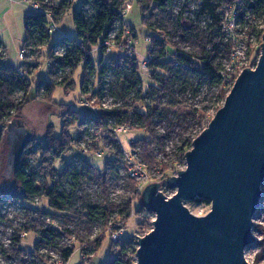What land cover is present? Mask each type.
Wrapping results in <instances>:
<instances>
[{"label":"trees","instance_id":"1","mask_svg":"<svg viewBox=\"0 0 264 264\" xmlns=\"http://www.w3.org/2000/svg\"><path fill=\"white\" fill-rule=\"evenodd\" d=\"M40 6V12L32 13L25 18L26 38L23 44L25 61L22 68L36 70L34 60L43 49H49V79L42 80L37 88V96L53 103V96L62 89L71 93L76 89L75 76L83 69L80 91L82 100L90 98L102 102L107 96L114 100V107L107 112L93 116H80L79 112L57 105L63 119L60 137L54 135V126H49L44 138L39 142V150H34V141H30L23 152L15 160L16 164L9 175L10 186L0 191V205L19 209L24 213L28 224L20 232L40 234L33 251L21 248L22 240L18 235L13 239V254L22 264H47L43 250L56 251L64 263H68L75 252L74 247L64 245L67 237L77 232L70 227H79L80 233L88 236L81 238V254L90 259L96 256L105 237L92 239L89 235L96 227L108 228L112 224L129 221L135 202L141 198L142 192L133 179L128 177V166L125 163L127 152L114 144L117 151L115 158L108 161L101 177L95 179L92 166L84 161L80 167L67 165L65 172L59 175L55 162L62 159L68 150L79 142L73 139L69 129L74 126L86 127L94 131L111 130L127 127L131 132H144L149 139H140L131 143L133 155L147 167L168 170L160 160L165 155L167 137L156 128V121L164 118L162 100L170 96L175 105L176 88L186 92L192 81L197 82L199 89L218 90V99L222 107L233 88L236 77L229 86L228 68L222 58L225 53L232 57L234 39L232 33L225 30L230 23L227 17L229 8L235 5L233 0H135L144 16L143 24L153 36L149 52L150 60L142 69L149 74L159 87L145 88L141 79V66L137 57L122 56L108 58L103 44L118 31L116 41L120 42L125 32L123 10L129 0H81L80 9L73 12L76 33L74 36H62L54 45H50L52 24L58 25L72 9L73 0H30ZM243 9L237 15L241 31L255 36L259 43L257 53L261 54L264 32L255 23L264 16V0H243ZM179 7V8H178ZM179 9V11H178ZM257 24V23H256ZM136 38V36H134ZM194 49L187 51L185 45ZM185 46V47H183ZM100 47L99 62L94 59V51ZM0 42V167L2 164V147L7 136L9 123L21 119L25 103L17 102L20 96H27L33 88L30 80L31 72L25 73L21 68H14L3 60L5 49ZM248 55L251 54V48ZM172 51L171 59H169ZM230 58V56H229ZM107 59V62H106ZM231 62V59H230ZM142 70V71H143ZM98 82V83H97ZM97 85V89H96ZM54 104V103H53ZM56 105V104H55ZM140 105V107H139ZM133 109V111H131ZM221 109L218 108L217 111ZM111 123H114L113 127ZM187 138L177 148V155L185 161V155L192 150L194 140L201 135ZM174 168V163H172ZM125 169L124 183L129 187L128 197L114 201L110 197L111 186L119 173ZM41 181V182H40ZM97 184L100 199L79 194L82 185ZM66 187L67 190L63 188ZM167 189L170 188L167 186ZM264 191V184L262 185ZM39 198L48 202L49 210H37L32 207L33 201ZM83 198L85 201L82 202ZM138 214L152 216L142 205ZM37 218V220H33ZM50 218L61 226V231L47 226ZM254 230L263 235L264 228L254 226ZM118 244V243H116ZM136 241L124 238L119 242V254L106 264H136ZM261 253L256 262L262 258L264 240L258 243ZM118 248V245L115 246ZM29 257L25 261L23 257ZM49 260V259H47ZM29 262V263H28Z\"/></svg>","mask_w":264,"mask_h":264},{"label":"rangeland","instance_id":"2","mask_svg":"<svg viewBox=\"0 0 264 264\" xmlns=\"http://www.w3.org/2000/svg\"><path fill=\"white\" fill-rule=\"evenodd\" d=\"M18 1V0H17ZM24 2L21 0L17 6L13 7L12 3L15 0H0V42L4 45L5 52L8 58L3 60L9 62L10 64L19 67L21 64L20 53L22 45L24 44L26 38L25 32V18L27 15L36 13L34 10V2ZM61 0H56L58 4ZM72 9L64 16L63 20L56 25L55 32L52 34V39L50 45H54L55 42L62 36H74L76 33L74 22H73V12L80 9L81 0H73ZM17 3V2H16ZM131 3L132 10L127 14L125 19V31H128L127 35L122 38L120 42L116 41L115 44L109 48L103 45L106 57L108 58H121L122 56H128L124 54L125 50L131 53L132 57H137L141 66V79L144 82L145 88L149 87H159L156 85L148 73L142 69V63L149 57L151 41L155 36L151 35L147 28L143 24L144 16L141 9L136 1ZM39 6V5H38ZM40 7V6H39ZM179 8V7H178ZM179 11V9H178ZM40 12V10H39ZM257 23V24H256ZM255 23L258 29H264V16ZM238 21L234 22L233 19L230 21L229 25L226 26V31L232 33L234 39V50L232 57L229 53H225L222 58V63L227 66L230 65L235 68L234 71L229 72V86L231 87L233 77H237L245 69H255L259 61L260 55L257 53L259 49L257 39L255 36L249 35L247 31L239 32ZM136 36V38L134 37ZM150 40V42H149ZM114 41V40H113ZM186 46V47H185ZM183 47L187 51H190L193 46L187 44ZM22 47V48H21ZM249 47L251 48V54L248 55ZM110 49V50H108ZM49 49H43L41 54L37 59L34 60L35 65H37L36 70H26L21 66L23 72L30 73V80L32 81L33 88L29 95L20 96L17 98V102L24 104L21 120L25 125V128L32 132V141H34V150H39V142L43 140L46 129L49 126H54V135L57 137L61 136L63 119L61 117L62 113L57 105H65L67 108L79 112L80 116H90L92 113V108L98 113L102 110L111 109L114 107V100L105 96L102 102L95 99L87 98L86 101L82 100L80 91V79L83 77L81 72H78L75 76L76 89L71 93H66L64 90L59 89L53 96V103L45 101L37 96V88L39 86V81L49 80V61H48V51ZM172 51H170L169 59H171ZM101 55L100 47L96 48L94 51V59L99 62V57ZM0 53V57H1ZM230 56V58H229ZM129 57V56H128ZM106 59V61H107ZM231 59V62H230ZM19 69V68H18ZM143 70V71H142ZM235 73H238L236 76ZM82 80V79H81ZM98 83V82H97ZM192 86L186 91H181L180 87L176 88L177 99L175 105H173V99L168 95L164 96L162 100V108L164 118L158 119L156 121L157 130L164 136L167 137L165 144V155H160V160L164 167H168V170L163 171L160 168H154L152 170L147 169V167L138 158L133 157L136 163H142L147 171L148 180L144 183L143 181H135L140 192L154 183L161 185V192L167 197L171 198L175 195L176 191L173 189H167V181L172 177H176L179 172L186 169V162L182 161L177 155V148L182 145L183 141L187 138H193L199 132L204 131L215 117L218 112V108H222V102L218 99V90H208L203 87L199 89L197 82L192 81ZM97 89V85H96ZM232 90V88H231ZM56 104V105H55ZM140 107V105H139ZM133 111V109L131 110ZM112 127L114 123H111ZM115 129L111 130H101L94 131L92 129L79 126H74L69 129V133L79 143L72 146L68 152L62 157V159L55 162V169L59 175L65 172L67 165H73L80 167L81 164L87 162L92 168V173L95 179H98L103 175L106 170V164L108 161H112L117 151L114 148V144L120 145L122 149L127 153H132L131 143L140 139H149V137L144 132L130 130L127 134H116ZM9 141L15 147V151L12 152L9 161V154L11 145L8 139L4 140L2 147V164L0 167V191L7 190L10 186L9 175L15 167V158L17 156V146L18 142L14 135H9ZM35 150V151H36ZM102 150L103 156H96V152ZM129 157L132 154H128ZM172 163H174V168H172ZM129 160H126V167L128 166ZM126 170L123 168L119 171L121 177L123 178ZM115 184L111 186L110 197L116 201L129 195V187L124 183V178L115 179ZM79 194L83 197L89 196L94 200L100 199V189L97 184H91L90 186H85L84 184L78 189ZM85 201L83 198L82 202ZM143 205L142 196L139 198L135 204L131 218L129 221L125 222L124 237L134 239L138 241V238H143L153 230V221L155 220V215L146 216L143 214H138L137 209ZM186 208L191 214L197 217H205L211 212V203L203 200H195L185 203ZM34 209L39 210H49L48 202L42 198L39 202L35 200L32 203ZM24 213L19 209L7 205H0V264H22L18 258L13 254V239L15 235L21 237L20 229L29 223L24 217ZM34 221L37 218L33 219ZM48 227H55L56 222H53L50 218L46 220ZM30 224V223H29ZM117 224V222H116ZM116 224H110L108 228L96 227L90 232V236L96 239L100 236L105 237L103 246L99 250L94 258L90 259L93 264H106L112 261L119 254V243H113L111 240V232L113 231ZM52 225V226H51ZM254 226L264 228V191L262 197V203L260 210L256 217L254 218ZM74 231L77 232L79 237L86 239L88 234L83 231L80 233L79 227H73ZM256 239L259 242L263 241V235L259 234L254 230L253 232ZM83 234V235H82ZM40 235V234H39ZM38 234H29L25 239H21V248L31 252L34 250L36 243L39 238ZM118 245L116 249L115 246ZM66 246L69 243L66 239ZM81 245L75 246V252L69 260L68 264H89L86 260H82V255L80 251ZM136 249L138 245L136 244ZM261 253V248L259 246L250 248L246 250L245 257L249 264H264V251L262 249V258L259 262H255L257 256ZM45 255L46 261L51 260V262H58L57 252H47ZM49 255V256H48ZM49 257V258H48ZM25 261H29V257L22 258ZM49 259V260H47ZM31 262L40 264L35 259H31ZM29 263V262H28Z\"/></svg>","mask_w":264,"mask_h":264},{"label":"water","instance_id":"3","mask_svg":"<svg viewBox=\"0 0 264 264\" xmlns=\"http://www.w3.org/2000/svg\"><path fill=\"white\" fill-rule=\"evenodd\" d=\"M9 161L32 140L21 119L9 123ZM16 162V161H15ZM186 169L168 179L176 191L167 198L154 183L142 192L145 209L155 215L153 230L138 238L136 264H249L246 250L258 246L254 218L264 184V35L255 69L237 77L224 106L185 155ZM211 203L205 217L185 203Z\"/></svg>","mask_w":264,"mask_h":264},{"label":"built area","instance_id":"4","mask_svg":"<svg viewBox=\"0 0 264 264\" xmlns=\"http://www.w3.org/2000/svg\"><path fill=\"white\" fill-rule=\"evenodd\" d=\"M135 0H129V2H134ZM234 2H235V5L233 6V7H231V8H229V10H228V13H227V17L228 18H230L231 20L230 21H232V19H233V21L234 22H236L237 21V15H238V13L243 9V6H244V3H243V0H233ZM28 2H30V0L28 1ZM127 3L126 4V6L124 7V10H123V16L125 17L127 14H129V12L132 10V7H131V3ZM35 5H34V10H35V12L37 13V12H39V10H40V7L38 6V4H36V3H34ZM131 4V5H130ZM55 28H56V25L55 24H52L51 25V27H50V33L51 34H53L54 32H55ZM261 31H263L264 32V29H260ZM128 31H125L124 32V36H126L128 33H127ZM117 33H118V31L117 32H115V33H113L110 37H109V40L108 41H106L103 45H106V46H108L109 48L113 45V43L115 44V41H116V37H117ZM124 36H123V38H124ZM114 40V41H113ZM149 42H150V40H149ZM116 45H119V44H117V41H116ZM108 50H110V49H108ZM124 52H126V53H124V54H127L129 57H132V55H131V53H129L128 52V50H125ZM4 56H5V54H4ZM20 60L24 63V61H25V51H24V49H22V51H21V53H20ZM150 60V58H147V59H145V61H143V63H142V67L143 68H145L146 67V65H147V63H148V61ZM235 70V68H233L232 66H229V68H228V72H232V71H234ZM235 75L237 76L238 75V73H235ZM86 101V99L84 100V102ZM87 102V101H86ZM110 109H105V110H102V112H107V111H109ZM92 113H91V116H93V115H96V114H98V112L96 111V110H94L93 108H92ZM129 131V129L127 128V127H124V126H122V127H118V128H116L115 130H114V133H116V134H127V132ZM128 154H132V156H130L129 157V155ZM96 156H98L99 158L100 157H102L103 156V152H102V150H98L97 152H96ZM133 157L135 158L136 157V155H133V153H127V159L129 160V167H128V170H127V172H128V177L130 178V179H133V180H137V181H143L144 183L148 180V175H147V173H146V171H147V169H146V167L142 164V163H136V161L133 159ZM137 158V157H136ZM137 160H138V158H137ZM41 182V181H40ZM64 190H67V188L66 187H64L63 188ZM140 191H141V189H139ZM35 201L36 202H39V198H36L35 199ZM53 221V220H52ZM53 222H56V221H53ZM52 226V225H51ZM51 229H53V230H57V231H61V226L56 222V226L55 227H51ZM70 229H72L73 230V227H70ZM124 228L121 226V224H116L115 225V227H114V229H113V231L110 233L111 234V240L113 241V243H119L120 241H122L125 237H124ZM83 235V234H82ZM253 235H254V237L256 238V236H255V234L253 233ZM29 236V234H27V233H22L21 234V239H25V238H27ZM80 235H73L72 237H67L66 239H67V242L69 243V246L70 247H74V246H76V245H78L79 244V240H80V237H79ZM263 238V237H262ZM66 239H65V242H64V245L66 246ZM66 247H68V246H66ZM80 251H82L81 250V248H80ZM47 252H54V250H50V251H47V250H43L42 251V253L43 254H46ZM82 255V254H81ZM49 256V255H48ZM49 258V257H48ZM57 258L59 259V261L56 263V262H51V260H49V262L47 263V264H68V263H64V261L61 259V257H60V255L57 253ZM32 259H35V258H32ZM87 259V261H90V257H84V256H82V260L84 261V260H86ZM36 261H38L37 259H35ZM255 262H256V260H255ZM89 264H93V262L92 261H90V262H88ZM84 264H85V262H84Z\"/></svg>","mask_w":264,"mask_h":264},{"label":"crops","instance_id":"5","mask_svg":"<svg viewBox=\"0 0 264 264\" xmlns=\"http://www.w3.org/2000/svg\"><path fill=\"white\" fill-rule=\"evenodd\" d=\"M15 1H16L17 3H16V2H13V3H12V6H13V7H15V6H17L19 3H21V0H18V1L15 0ZM23 1L26 2V0H23ZM27 16H28V15H27ZM27 16H26V17H27ZM22 47H23V45H22ZM22 47H21V48H22ZM7 58H8V55H7V53L5 52V59H7ZM5 62H6V64L13 66L14 68H21V66L23 65V62H22V61H21V64L19 65V67H16V66L10 64V63L7 62L6 60H5ZM106 62H107V61H106ZM78 72H81V74H83V69H79ZM78 72H77V73H78ZM76 75H77V74H76ZM48 76H49V75H48ZM81 79H82V77H81ZM81 79H80V85H81ZM46 81H50V79H49V80H46ZM39 82H40V81H39Z\"/></svg>","mask_w":264,"mask_h":264}]
</instances>
